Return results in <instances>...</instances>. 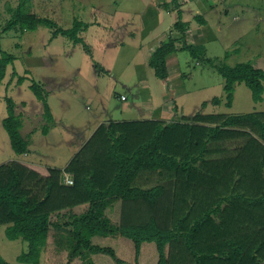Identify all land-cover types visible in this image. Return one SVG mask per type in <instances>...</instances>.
<instances>
[{"label": "trees", "instance_id": "trees-1", "mask_svg": "<svg viewBox=\"0 0 264 264\" xmlns=\"http://www.w3.org/2000/svg\"><path fill=\"white\" fill-rule=\"evenodd\" d=\"M179 1L163 0L162 6L179 9ZM6 11L11 18L0 33L46 27L54 38L67 37L91 53L81 36L91 24L76 20L71 28L62 29L38 15L32 0H18L17 7L7 4ZM174 28L182 34L180 50L203 60L223 78L227 107H232L239 84L250 89L254 102L263 101V69L249 62L230 66L208 58L204 46L187 43V25L181 19ZM177 51L169 38L150 56L149 66L157 78H168L167 57ZM15 60L0 50V84ZM12 78L18 85L31 81L29 87L43 105L42 134L48 135L55 119L47 92L16 71ZM6 101L2 127L13 151L28 154L30 141L22 133V115L11 98ZM211 103L219 106L222 101L216 97ZM263 115L197 112L171 123L111 121L64 170L49 168V175L43 176L19 161L2 164L0 228H5L9 240L28 243V250L17 258L26 264H40L53 232L55 244L69 251L67 264L77 259L94 264L90 253L109 255L115 264H264ZM66 175L71 185L65 182ZM118 201L139 204L151 213H144L140 223L114 222L107 211ZM192 202L200 211L190 222ZM81 206L86 208L78 214ZM95 237L117 238L118 251L94 245ZM0 264H8L1 252Z\"/></svg>", "mask_w": 264, "mask_h": 264}, {"label": "rangeland", "instance_id": "rangeland-1", "mask_svg": "<svg viewBox=\"0 0 264 264\" xmlns=\"http://www.w3.org/2000/svg\"><path fill=\"white\" fill-rule=\"evenodd\" d=\"M221 1L213 10L202 13L208 25L204 32L208 58L224 61L230 66L249 62L264 70V0ZM151 3V0H34L35 6L39 7V14L50 18L62 29L71 28L76 20L93 26L100 17L97 10L103 9L104 12L117 13L120 21L135 20L137 26L142 28V33L148 37L155 33L146 23V18L153 9H159ZM7 4L17 7L18 0H0V30L11 18L6 11ZM190 7L192 10H201L195 4ZM85 32L81 36L86 41ZM52 33L53 30L46 27L25 33H21L17 27L7 33H0V50L16 57L0 84V165L11 161L29 163L36 160L44 168L64 169L78 151L79 133L88 132L97 118L122 121L148 118L142 117L147 114L150 118L171 123L197 112L225 116L264 113V99L254 102L245 84L236 86L233 105L227 107L223 78L203 60H194L187 51L178 54L184 76H179L181 81L176 85L174 82L177 79L172 80L176 87L174 91H163V81L156 77L152 68L148 65L139 66L140 58L145 61L146 56L142 54L144 50L138 51L136 42H127L124 48L118 49L110 45L102 57L99 53L101 49L95 50L88 44L91 47V53L88 54L82 44L74 45L64 36L50 48L48 44L54 39ZM124 33L126 31L119 34ZM167 34H170L169 31ZM90 42L93 43L92 40ZM225 55H229L227 60L224 59ZM104 68L110 70V75L104 76L107 73ZM14 71L36 80L47 91L49 105L58 123L48 136L42 134V126L46 121L42 111L36 107L41 106V103L29 87L31 81L26 80L18 85L17 78H12ZM97 73L102 75L101 80H96ZM171 84L168 88H173ZM121 93L127 94L128 104L116 98V94ZM7 97L15 102L16 111L22 115V133L31 144L28 154L17 155L13 151L8 134L2 127L7 116ZM216 97L222 101L219 106L211 103ZM61 101H65L64 104ZM24 102L28 104L27 107L26 103L22 105ZM203 103L208 105L202 108ZM126 105L133 109L128 115L124 112ZM193 206L190 222L200 211L198 205ZM150 211V208H140L139 204L118 201L108 211V215L114 221L127 219L132 223H140L143 214H150ZM93 244L118 251L119 242L113 238L104 241L96 237ZM27 250V242L9 240L5 228H0V252L8 264H26L18 262L17 258ZM68 254L67 249L62 250L55 244L53 232L40 264H67ZM89 259L94 264H115L106 254L90 253ZM73 264L83 262L77 259Z\"/></svg>", "mask_w": 264, "mask_h": 264}, {"label": "crops", "instance_id": "crops-1", "mask_svg": "<svg viewBox=\"0 0 264 264\" xmlns=\"http://www.w3.org/2000/svg\"><path fill=\"white\" fill-rule=\"evenodd\" d=\"M162 1L163 0H151L152 6H155V8L157 6L159 7V9H153L152 12L146 18V23L148 25H150V28L153 29V33H155V34H152L151 37L145 36L142 33V28H139L137 26V22H135V20L128 19L126 21H120L117 13H115L114 11L104 12L103 9H99V10H97V12H98V16H100V17L97 18V20H95L96 24H94L93 26L91 25L90 28L85 32V34H87L86 35L87 36L86 42L88 44H90L91 47L94 48L95 50L101 49L99 51V53L101 54L102 57H103V54L105 53V50L109 49L110 45H113L114 47H117V49H118V48H124L126 46L127 42L130 44H131V42H133V43L136 42L135 44L138 45V47H139L138 51L141 52L142 50H144V52L142 54L146 56L145 61L144 60L142 61V57L140 58L141 60L139 62V66L145 67V65L149 66L150 56L160 47V45L163 42L167 41L169 38H172L176 42L178 51L167 57V68H168L169 76L167 79L161 80V81H163V83H162L163 84V91H174L176 88L174 86V83L176 85V83H179V81H181V79L179 77L180 75L184 76L183 71L181 70L180 58L178 55L181 52H183L182 50H180L181 43H182L181 42L182 41L181 40L182 34L174 28V25L181 19V21L187 25V31L185 34V38H186L187 43L195 45V46L196 45L197 46H201V45L204 46L206 49V53L208 55V51H209V50H207L208 44L205 40L207 37L204 35V32H205L206 27L208 25H207V22L205 21V19L203 18L202 13L206 14L209 10H213L218 5H220L222 1L221 0H185L184 4L181 5L179 7V9H174V10L173 9H171V10L164 9L162 6ZM203 1H205V2H203ZM32 4L34 6L35 12L38 15H40L39 14V7H38V5L35 6L34 0H32ZM193 4L197 5L198 8L201 10H197V9L192 10V8L190 6ZM165 23H167V24H165ZM122 31H126V33H124V34H126V36H124V34H122V35L119 34ZM154 31H156V32H154ZM168 31L170 34H167ZM61 37L62 36H57L52 41H50L48 44V47L51 48L53 43H55ZM116 38L118 40H116ZM90 40H92L93 43H91ZM54 56H56V55H53V57ZM106 71H107V73L104 76H106L110 73V70H106ZM101 77H102V75L101 74L99 75L97 73V77H95V78H96V80H98V78L101 80ZM174 79H177V80L173 83L172 80H174ZM169 83L173 84V88H168ZM172 84H171V86H172ZM121 96H125L126 100L123 101L121 99ZM116 98L119 101L128 104L129 99L127 97V94H125V93L116 94ZM63 102H65V101H63ZM24 103H26V102H24ZM27 106H28V104L26 103V107ZM36 107H38L39 110L42 111L41 114L43 117V105H42V103H41V106H36ZM51 110H52V108H51ZM132 111H133V109H131L130 106L126 105L124 107V112L126 113V115L132 113ZM163 111L164 110H162L161 112H163ZM52 113H53V111H52ZM123 115H125V114L123 113ZM145 115L142 117H148V118L133 119V120L132 119H124L122 121H130V122L131 121H149V120L164 121L163 119L150 118L147 114H145ZM53 116H54V114H53ZM54 119H55V116H54ZM111 121H120V120H113V119L104 120V119H100V118L98 119L97 118L95 123L92 124L90 128H88V130H87L88 132L79 133L80 131H78V133L80 135V137H79L80 140L77 143L78 151L73 156V158L78 154L79 151H81L83 146L88 142V140L91 139V137L96 133V131L101 126L108 125V123H110ZM57 124L58 123H56V119H55L54 127ZM23 127H24V125H23ZM51 130H50V132H51ZM50 132H49V134H50ZM48 135H45V136H48ZM30 146H31V144H30ZM19 162L25 164L26 166H28L31 169H34L35 171L39 172L43 176L49 175L48 169L50 167L44 168L42 166V164H40V162H37L36 160L29 162V163L24 162V161L23 162L19 161ZM51 168H56V167H51ZM64 169H62V170H64ZM115 204L116 203H114L108 209V211L111 208H113L115 206ZM85 208H86V206L79 207L78 208V214L82 213ZM80 209H82V210L80 211ZM108 211H107V215H108ZM108 217H109V215H108ZM112 221H114V220H112ZM114 222H118V221H114ZM99 238H101V237H99ZM109 238L116 239L117 242H119L118 239L114 238V237L102 238V240L106 241V240H109ZM117 247H118V244H117Z\"/></svg>", "mask_w": 264, "mask_h": 264}, {"label": "built area", "instance_id": "built-area-1", "mask_svg": "<svg viewBox=\"0 0 264 264\" xmlns=\"http://www.w3.org/2000/svg\"><path fill=\"white\" fill-rule=\"evenodd\" d=\"M185 2V0H180L179 1V5H183ZM121 99L124 101L126 100V97L125 96H121ZM65 182L68 184V185H71L72 184V180L70 179V177L68 175L65 176Z\"/></svg>", "mask_w": 264, "mask_h": 264}]
</instances>
